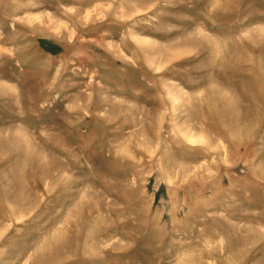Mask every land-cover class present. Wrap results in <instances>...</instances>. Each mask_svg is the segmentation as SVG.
Wrapping results in <instances>:
<instances>
[{
  "label": "rangeland",
  "instance_id": "rangeland-1",
  "mask_svg": "<svg viewBox=\"0 0 264 264\" xmlns=\"http://www.w3.org/2000/svg\"><path fill=\"white\" fill-rule=\"evenodd\" d=\"M0 264H264V0H0Z\"/></svg>",
  "mask_w": 264,
  "mask_h": 264
},
{
  "label": "bare ground",
  "instance_id": "bare-ground-1",
  "mask_svg": "<svg viewBox=\"0 0 264 264\" xmlns=\"http://www.w3.org/2000/svg\"><path fill=\"white\" fill-rule=\"evenodd\" d=\"M255 91H256V89H255ZM248 92V91H247ZM262 94V93H261ZM249 95V94H248ZM260 97V96H259ZM258 98V97H257Z\"/></svg>",
  "mask_w": 264,
  "mask_h": 264
}]
</instances>
